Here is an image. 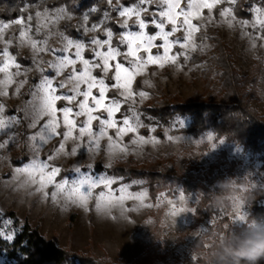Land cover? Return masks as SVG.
Wrapping results in <instances>:
<instances>
[{
    "label": "snow or ice",
    "instance_id": "6c2138e0",
    "mask_svg": "<svg viewBox=\"0 0 264 264\" xmlns=\"http://www.w3.org/2000/svg\"><path fill=\"white\" fill-rule=\"evenodd\" d=\"M106 3L108 7L104 10L92 6L81 13L80 23L74 29L79 38L58 27L62 21L74 18L68 4L50 8L47 0H36L33 4L25 0L17 18L0 20V97L8 96L10 88L20 94L33 68L39 74L38 81L29 88L31 99L22 115L15 112L5 115V105L0 103V136L6 137L0 142V149L14 143L15 129L23 120H29L28 128L36 131L27 137L30 156L14 169V178L24 177L20 187L35 186L43 198L61 205L87 208L94 200L95 209L117 206L123 209L125 201L135 200L138 207L151 208L153 205L146 203L147 191H129L132 184L120 183L123 178L97 174L92 164L74 166L71 170L75 175L68 178L62 176V168L53 161L61 155L78 156L81 149L94 155L105 139L103 150L109 157L127 154L132 146L159 143L154 136L145 138L138 134L145 125L137 97L143 100L149 94L133 90L137 77L150 65L178 66L180 58L187 62L191 53L198 48L203 50L206 45L197 44V34L206 24L215 22L216 12L221 23L239 28L241 37L252 48L257 47V42L264 47V0L249 4L251 19L237 17L238 0H116L115 3L106 0ZM97 13L99 19L90 22ZM111 23L120 29L118 34L108 26ZM150 27L156 29L154 34L148 32ZM52 37H59L60 47L49 44ZM22 47L31 51L33 67H23L21 58L13 53V48ZM177 48L180 51H174ZM85 52L90 55L86 57ZM44 53H51L52 58L43 60ZM22 76L25 79H19ZM58 102L63 105L58 106ZM177 126L182 127L183 121ZM130 133L133 138L125 144L124 137ZM53 138L59 139L58 145L42 158L41 149ZM207 139L212 140L213 135L208 134ZM70 141L73 146L69 150ZM114 184L118 187L113 188ZM179 199L183 200V195ZM165 202L172 205V215L181 210L167 199L166 193H161L156 206ZM12 224L9 219L0 220V238L14 239L16 229Z\"/></svg>",
    "mask_w": 264,
    "mask_h": 264
},
{
    "label": "rangeland",
    "instance_id": "374dc122",
    "mask_svg": "<svg viewBox=\"0 0 264 264\" xmlns=\"http://www.w3.org/2000/svg\"><path fill=\"white\" fill-rule=\"evenodd\" d=\"M116 2V1H115ZM114 2V3H115ZM223 7V6H221ZM151 11V10H150ZM216 20L213 23H208L202 28L201 33L197 34V44L203 43L206 45L203 50L199 48L191 53L203 55L204 60L209 56L211 42L207 38V34L218 33L225 41L233 48L236 63L243 74H246L251 69L256 58L263 57V71L259 83V91L257 97L253 101V105L261 114L264 115V47L257 42V47L252 48L246 38H242L239 28H229L226 24L220 22L219 13H215ZM239 18V17H238ZM242 19V18H240ZM251 19V18H250ZM7 22V21H5ZM197 22V21H194ZM80 20L74 21L77 25ZM200 23V22H197ZM60 29V25L58 26ZM13 31L15 29H12ZM63 31L62 29H60ZM114 31V30H113ZM156 29L150 27L148 32L154 34ZM120 29L114 33H119ZM68 35V34H67ZM93 35L92 33L88 34ZM100 35V33H96ZM182 35V33H177ZM72 37V36H71ZM80 34L77 37L79 38ZM103 38V37H101ZM159 43V41H157ZM52 47H60L61 41L59 37H52L49 40ZM19 50L29 62L21 63L23 67H33L31 64L32 53L28 48H19ZM13 51V49H12ZM180 51V49H174ZM14 54L16 52L13 51ZM86 57L90 54L85 52ZM41 58L45 61L52 58L51 53H44ZM205 63H191L190 59L185 62L180 58L177 65H166L160 68L156 65L147 67L146 72L138 76L133 84V90L136 92L146 91L149 95L141 100L137 97L138 111L143 115L141 119L145 127L138 130V134L148 138L154 136L159 140V143L144 144L142 146H132L127 154H121L114 157H109L103 150V145L106 144V139L101 141L102 148L99 152L86 154V151L81 149L78 156L57 157L53 163L62 168V176L68 178L74 177L75 173L71 170L74 166L92 164L97 174H106L110 177L117 178L110 174L107 170L115 160L133 155L138 162H146L153 155L164 156L169 152L179 154L184 150L185 146H189L188 154V169L198 170L205 169L210 161L217 159L219 151L226 149L231 158H239L241 163L237 169V178H242L246 182L238 184L242 188V192L235 195L237 200L228 197L230 203V216L238 224H241L246 219V208L244 202V191L249 188L262 186L264 183V169L261 168L262 162L253 157L250 153L244 152L241 146L233 143H227L224 140L221 143L215 142L213 139L208 140V134L195 136L186 133L174 134L171 132L179 126L178 122L183 121V126L188 124L187 119L177 118L171 126H164L162 129L163 136L155 133L157 123L155 118L148 115L142 110V105L146 101H154L161 93L164 94H180L183 97L192 95L195 91L201 90L202 80L199 77V72ZM46 67V65H45ZM79 67V65L77 66ZM51 75V73H48ZM99 75V73H96ZM23 80L25 77H20ZM39 79V74L35 68L27 74V84L21 89L20 94L14 93V88L9 89V95L0 97V103H3L6 108L5 115L20 113L21 115L26 110L28 101L31 99L29 88L34 85ZM148 81V83H145ZM63 102H58V106H62ZM119 119V116L117 117ZM43 121H41L42 123ZM29 120H23L22 123L15 129L16 140L7 147L0 149V220L9 219L8 212L15 211L17 216L22 220H28L33 226H38L42 234L48 238H53L58 245L69 249L70 251L83 252L93 256L96 259L108 257L112 261L129 262L136 259L141 253L146 251L147 241L153 232L156 220L150 213V209L158 207L150 201L147 188H134L133 185L141 181L135 180L132 182H122L132 184L129 191L136 193L147 191L148 198L146 203L153 205L151 208L138 207V202L135 200L125 201L124 208L117 206L111 209L109 217L101 219L98 217L94 207V200L89 202L85 210L82 207L67 204L61 205L52 202L50 199H45L42 193L36 192L35 186L25 185L20 187L24 177L19 179L14 178V169L21 166L27 161L30 156L28 148L29 141L27 137L36 129H29ZM154 128V132L149 129ZM146 129L148 132H143ZM171 137V139L168 138ZM133 138V134H128L124 137V143L128 144ZM6 139L0 136V142ZM208 142V147L203 150L202 145ZM59 139L53 138L47 145L41 149V157L51 154L52 150L58 145ZM215 145V147H213ZM73 146V142H68L69 150ZM102 166L101 169L98 166ZM119 180V178H117ZM229 181H227L228 183ZM118 187L114 184L113 188ZM49 192L51 188L47 189ZM100 189H97L98 192ZM183 195L184 202L179 197ZM160 197V196H159ZM159 199V198H158ZM167 199L173 201L176 207H187L189 210L181 212L175 217V223H172V214L170 213L169 205L165 202L164 213L162 215L163 237L162 253L163 255L156 264H197L198 257L205 254L203 251L197 250L193 245V239L201 230L195 232L186 241L176 243V238L182 228L190 222L194 212V204L197 201L195 193H185L181 187L177 188L174 195H167ZM243 201L242 206L237 209L236 204ZM158 202V201H157ZM243 217V219H240ZM12 221V220H11ZM211 220L207 221L202 229H206L211 224ZM240 234H235L238 236ZM0 264H5L4 256L0 255ZM152 264V263H150ZM217 264V262H214ZM256 264H264V257L260 258Z\"/></svg>",
    "mask_w": 264,
    "mask_h": 264
},
{
    "label": "trees",
    "instance_id": "16d2710c",
    "mask_svg": "<svg viewBox=\"0 0 264 264\" xmlns=\"http://www.w3.org/2000/svg\"><path fill=\"white\" fill-rule=\"evenodd\" d=\"M35 2L27 0L29 4ZM252 2L238 0L235 9L237 17L250 19L247 9ZM24 3L25 0H0V20L17 18ZM47 4L50 8L69 5L74 18L62 21L60 29L72 37L79 34L74 30V21L80 20L81 13L92 6L101 10L108 7L106 0H47ZM112 15L115 20V13ZM98 19L99 14H93L90 22ZM108 26L115 32L119 30L115 23ZM207 38L212 45L209 56L204 60L203 55L194 54L190 59L191 63H205L199 72L201 90L188 97L161 93L154 101H146L142 110L155 118L158 124L155 133L159 136H163V127L171 126L177 118L187 119L186 126L177 127L171 132L195 136L211 133L215 142L224 140L241 146L244 152L259 159L264 169V115L253 105L259 91L263 57L256 58L249 72L243 74L231 45L218 33L207 34ZM13 51L21 58L20 62H29L19 50L13 48ZM143 132L148 131L144 129ZM201 147L205 150L208 142H204ZM189 149V146H185L179 154L169 152L164 156L153 155L146 162H138L133 155H128L115 160L107 170L115 177L123 178L122 182L141 181L133 187L147 188L153 204L157 203L161 193L174 195L178 187L185 193H195L197 201L192 219L182 228L176 243L186 241L201 230L193 239L194 247L205 253L198 257L197 264H214V253L221 238L241 234L256 218L264 219V183L244 191L246 219L238 224L230 216L228 197L233 194L222 185L227 181H235L237 186L246 182L237 178L241 160L231 158L226 149H221L217 159L210 161L205 169L189 170ZM238 189L237 193L242 192L240 186ZM219 199H226L227 206L215 207L214 203ZM164 210L162 206L150 209L156 223L147 241L146 251L129 262H114L108 257L96 259L80 251H70L58 245L55 239L42 234L38 226H33L28 220L22 221L15 211L7 213L13 222L12 227L16 229L15 237L11 241L0 238V255L4 256L5 264H156L163 255L161 222ZM209 220L212 221L209 227L202 229Z\"/></svg>",
    "mask_w": 264,
    "mask_h": 264
},
{
    "label": "clouds",
    "instance_id": "9594fccd",
    "mask_svg": "<svg viewBox=\"0 0 264 264\" xmlns=\"http://www.w3.org/2000/svg\"><path fill=\"white\" fill-rule=\"evenodd\" d=\"M223 141H221L222 143ZM215 147V145H213ZM222 187L232 193L231 199H239L235 194L238 192V186L235 181H230ZM184 202V199L181 200ZM243 201L236 204L239 209ZM215 207L227 206L226 199H219L214 203ZM87 210L85 207H82ZM187 207H181V210L172 215V223H175V217L180 215L181 212L188 211ZM99 218L104 219L110 216L111 209L97 208L95 209ZM243 219V217H240ZM217 264H256V262L264 257V219L256 218L253 220L247 229L238 236H225L221 238L215 253Z\"/></svg>",
    "mask_w": 264,
    "mask_h": 264
}]
</instances>
